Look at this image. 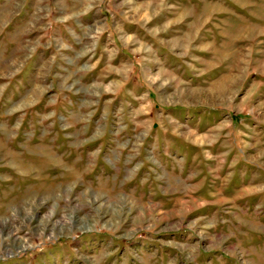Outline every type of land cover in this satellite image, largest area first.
<instances>
[{
    "label": "rangeland",
    "instance_id": "obj_1",
    "mask_svg": "<svg viewBox=\"0 0 264 264\" xmlns=\"http://www.w3.org/2000/svg\"><path fill=\"white\" fill-rule=\"evenodd\" d=\"M0 264H264V0H0Z\"/></svg>",
    "mask_w": 264,
    "mask_h": 264
},
{
    "label": "bare ground",
    "instance_id": "obj_2",
    "mask_svg": "<svg viewBox=\"0 0 264 264\" xmlns=\"http://www.w3.org/2000/svg\"><path fill=\"white\" fill-rule=\"evenodd\" d=\"M223 89V88H222ZM221 91V90H220ZM223 91V90H222ZM224 93H225V91H224ZM213 94V93H212ZM195 95V94H194ZM206 96V95H205ZM208 97V96H207ZM212 98V97H211ZM191 138V137H190ZM28 245V244H27ZM23 247V246H22Z\"/></svg>",
    "mask_w": 264,
    "mask_h": 264
}]
</instances>
